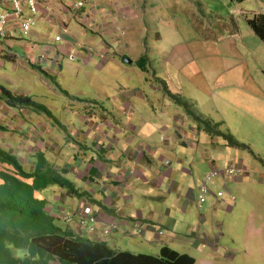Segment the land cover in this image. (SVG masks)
I'll return each mask as SVG.
<instances>
[{"label":"rangeland","instance_id":"374dc122","mask_svg":"<svg viewBox=\"0 0 264 264\" xmlns=\"http://www.w3.org/2000/svg\"><path fill=\"white\" fill-rule=\"evenodd\" d=\"M114 1L111 0L112 3ZM62 2H82V17L85 19L84 14L89 11L86 0ZM133 2L141 6L135 17H117L119 30L116 34L117 27L112 26L113 37L110 39L116 41L107 43L113 46L110 53H117V62L121 68L108 63L97 73L94 67L98 60L92 58L93 62L87 69L89 76L79 71L70 74L62 72L61 76H54L61 89L72 96L85 99L77 105L80 109H91L94 104L88 100L92 98L112 117L117 115V109H123L124 115H118L117 119L129 122L130 125H135L136 113H140L144 118L158 123L175 122L177 126H182V129L172 134L179 146L175 150L164 152L167 170L173 172L171 179L180 183L177 197L167 198L173 209H177L173 213L175 228H158L156 234L152 235L147 231L146 225H143L146 235L137 234L132 229V234L125 237L117 249L156 256L157 248L162 246L158 244L161 240L158 232L161 231L165 245L178 253L192 256L194 264H264V44L246 24V20L254 12L260 10L264 14V0H246L240 4L230 0ZM91 4L94 6V3ZM94 8L92 10L95 11ZM105 9L111 11L107 15L114 12V6L99 8L101 12ZM129 10L132 11V8ZM100 20L101 30L105 24ZM93 24L95 23L91 18L82 22V27L91 29L88 39L94 42L106 41L105 30L109 27L98 31L95 36L91 35L97 31ZM98 24L100 25V21ZM12 54L16 55V51H7L6 47L0 53V84L15 94H29L35 102L45 105L57 120L66 125L57 126L44 113L43 117L50 120L60 138L66 137L68 144L74 145L71 142L74 133L71 118L65 121V117L60 115L67 97L61 93L52 94L54 85L35 70L32 71V64L23 52L25 57L17 55V59L9 63L7 59H11ZM122 55H126L130 62H124ZM141 57L146 58V66H131L133 61L140 62L137 60ZM59 62H71L75 67L78 66L76 62L82 60H69L67 56H61ZM33 66L38 65L33 63ZM32 72L38 74L39 79ZM78 91L84 95L78 94ZM167 92L176 96V99L172 100ZM119 93L128 97L123 107L113 105ZM74 100L71 101L78 102ZM129 116L133 117L132 121H127ZM197 117L212 125L216 124L220 131L247 148L230 147L224 137L210 135L205 130V125L198 123ZM6 122L7 119H0V125ZM97 122L100 124L99 131L105 130L104 121ZM126 135L131 140L141 137V133L132 134L129 131ZM7 136L0 132V147L4 146L3 140ZM24 138L23 136L22 139ZM90 138L88 133L85 140L81 141L84 142L81 146H88ZM149 138L152 143L160 145V133L157 129ZM79 151L73 150V153L66 154L70 160L65 168L78 170V178L72 174H68V178L80 188L85 183L82 178L88 167H77L75 160L71 159ZM21 156L25 168L30 169L25 155ZM211 161L215 166H210ZM230 162L240 173L234 179H215L207 203L198 209L194 197L196 195L197 198L202 177L214 168L227 167ZM167 180L168 178L164 183ZM218 191L222 192V196L215 198L213 194ZM185 198L190 199V202L188 200L186 212L182 213L180 209ZM138 201L143 210L148 204L155 202L150 198ZM57 207L63 214L72 217L73 220L67 217L64 220L74 231L82 229L77 223L78 217L74 215L81 204L73 207V212L64 206ZM166 215L165 211L160 213L157 210L156 223L164 224L163 218ZM203 217L205 221H202ZM213 219L216 224H211ZM103 224L101 220L96 223L100 232L104 229ZM192 226L189 235L177 234L190 231ZM171 234L184 240L182 247L167 241ZM109 235L111 234H102L100 238L106 243ZM202 240L204 243H196ZM109 246L113 248L111 243Z\"/></svg>","mask_w":264,"mask_h":264},{"label":"crops","instance_id":"0c3cea01","mask_svg":"<svg viewBox=\"0 0 264 264\" xmlns=\"http://www.w3.org/2000/svg\"><path fill=\"white\" fill-rule=\"evenodd\" d=\"M133 1L115 0L112 3L111 0H87L89 11L84 14V19L81 10L83 6L76 11L74 16L72 7L75 3H63L62 0H42L36 15V27L30 31L28 37H22L17 29H12L9 37L0 42V53L4 52L5 47L7 51H16V55L12 54L13 57L7 59L9 63L15 58L17 59V55L26 56L32 65L35 63L53 77L61 76L62 72L70 74L78 71L89 76L87 69L93 59L98 60L97 66L94 67L97 73H100L102 68L106 67L108 63L121 68L117 62V53L113 52L111 54L110 50L113 46H109L107 43L116 41L110 39L113 37L112 26L117 27L116 34L119 30L117 17L118 19H125L127 16L135 17L137 9L141 6L135 5ZM11 2L12 0H0V14L10 9ZM91 3H94V6ZM105 5L114 6V12L111 15H107L111 12L107 11L108 9L103 12L99 10V8H104ZM93 7H95V11L92 10ZM131 8L132 11L129 10ZM237 12L241 13L240 11ZM260 12L259 10L253 14ZM100 13H102L104 18H100L102 17ZM90 18L94 20L95 24L93 25H96L97 29L91 35L97 36L98 31L104 30L106 26L109 27L108 30H105L106 41L95 40L94 42L88 39V33H90L91 29L82 27V22ZM100 19L105 24L101 30ZM99 21L100 25L98 24ZM56 35L61 37V42L58 44L53 42V37ZM22 52L25 56L22 55ZM69 53L74 55V59H80L82 62H76L78 66L75 67L72 66L71 62L66 64L59 62L61 56H68ZM41 54H44V62L38 59ZM122 56L126 57V55ZM137 61L140 62L133 61L131 66L139 65L144 67L142 62L145 61V57H141ZM34 72L32 74L37 75L36 77L38 78V74ZM52 92L53 95H59L60 93L56 88ZM78 94L84 95L80 91H78ZM70 96L67 97L68 100L61 110L57 105H55V108L60 110V115L62 118L65 117V121L71 118L74 131L71 142L74 145L68 144L66 137L60 138L59 132L52 128L50 120L44 118L43 114L34 113L26 108L6 107L0 102V119H7L6 124L2 123L1 126L5 127L6 131L4 133L8 135L3 140L4 146H1V148L10 150L20 160L22 159L21 155L24 154L25 161L31 168L35 165L36 155L42 154L50 167L58 172L65 173V177L71 182L72 180L68 178V174L77 177L76 172L78 170L75 169L74 171L73 169L65 168L66 163L70 160V157L66 154L73 153V150H80L78 153H74L71 159L75 160L77 167H88L86 172H83L85 176L82 179L85 183L80 188L77 184L72 183L76 189L87 193L90 200L99 202L107 211H102L99 206L97 207L87 202L85 198L68 197L65 190L56 186H51L40 193L42 198L48 201L46 210L48 211L54 206H64L68 209L75 208L79 204L94 207L93 211L97 212L98 221L104 222L103 226L110 224L114 226L111 235L106 240V244L109 246V243H111L113 248L109 247L116 250H118L120 242L132 234V229L136 233L135 222L141 223V235H146V230L142 228L143 225H146L147 231L152 235L156 234L158 228L173 230L176 224L173 213L177 209H173V205L167 202V198L177 197V189L180 183L171 179L173 172L172 170H167L165 165L167 158L164 152H166L165 150H175L179 146L172 134L178 129H182V126H177L175 122H172L173 124L158 123L144 118L140 113H136L137 122L135 125H130L129 122L117 119L118 115H124L125 111L123 109H117V115L112 117L94 99L88 100L90 101L89 103L94 104L91 109H80V106H77L81 104L80 101L74 100L75 96ZM71 100L78 102L74 103ZM127 101L128 97L119 93L113 105L123 107ZM173 113L175 114V112ZM132 120L133 117L130 118L129 116V119L127 118V121ZM97 121H104L107 129L105 128L103 131L100 129L99 131L100 124ZM60 122L62 125H66L65 122ZM193 127L195 129L198 128V126ZM156 129L160 133L161 141L158 146L155 142L152 143V139L149 138L151 133H156ZM127 131L132 134L141 133V137L138 140H131L126 135ZM88 133L91 135L89 145L81 146V144H84L81 141L85 140ZM23 136L25 140L22 139ZM75 145L78 146L76 147ZM81 149H85V151H81ZM209 164L210 166H215L213 161ZM166 178H168L167 183H164ZM157 192H160V194L158 195ZM55 193L58 194L54 195ZM38 195L39 193H37ZM61 198L62 200H60ZM141 198H150L155 200V202L154 204H148L147 208L143 210L138 201ZM188 200L190 202V199L187 198L183 200V207L180 209L182 213L186 212ZM194 201H196V195ZM157 210L160 213L162 211L166 212L167 215L163 218L164 224L156 223ZM216 223L213 219L211 224ZM192 228L193 226L190 231H181L177 234L189 235ZM159 237L161 240L158 244L165 245L162 240L163 233ZM167 238L168 242L176 244L178 247H182L185 243L184 240L175 237L174 234ZM159 248H157V254Z\"/></svg>","mask_w":264,"mask_h":264},{"label":"trees","instance_id":"16d2710c","mask_svg":"<svg viewBox=\"0 0 264 264\" xmlns=\"http://www.w3.org/2000/svg\"><path fill=\"white\" fill-rule=\"evenodd\" d=\"M242 3L246 0H230ZM248 28L264 44V14H253L246 20ZM125 58V57H124ZM145 61L146 58H145ZM143 61L142 64L146 66ZM36 72L49 80L54 87L66 97L67 91L60 88L55 78L42 70L40 66H31ZM143 69V68H142ZM172 100L176 96L167 92ZM78 101L79 98L74 97ZM0 102L10 108H26L37 114H45L63 126L51 111L43 104L35 102L31 96L15 94L0 84ZM198 123L205 125L210 135L224 137L228 146L244 148L230 135L220 131L216 124L196 118ZM0 125V132H5ZM33 168L26 169L17 155L0 147V264H194L195 259L184 253L163 245L156 256L133 254L110 248L104 241L91 236L88 227L93 224L83 223L82 229L74 231L64 222L58 207L48 211V201L40 194L43 190L56 186L66 191V196L85 198L102 211L103 205L90 200L85 192L75 188L65 177V173L50 167L42 154L35 157ZM2 167L3 170H2ZM37 193L39 195L37 196ZM73 212V208H70ZM92 210V209H91ZM94 215L97 212L92 210ZM65 215V214H64ZM67 216V215H65ZM96 227V225H94ZM97 229V227L95 228ZM103 231L96 230L98 237Z\"/></svg>","mask_w":264,"mask_h":264},{"label":"built area","instance_id":"2783aa9c","mask_svg":"<svg viewBox=\"0 0 264 264\" xmlns=\"http://www.w3.org/2000/svg\"><path fill=\"white\" fill-rule=\"evenodd\" d=\"M87 1V0H86ZM42 4V0H12L10 9L6 10L2 14H0V42L5 40L9 37L10 32L12 29H17L18 32L22 36H27L30 31L36 27L37 25V17L39 8ZM83 5L82 2L79 4H74L72 7L73 15H76V11L81 8ZM53 42L55 44H58L61 42V37L59 35H56L53 37ZM74 55L72 53L68 54L69 60H73ZM41 60H44V54H41L40 56ZM240 173V170L232 163H228L227 167L223 169H212L209 173L205 174L202 177L201 183L199 185L198 191H197V207L200 209L205 203H207V198L209 195L212 194L211 188L215 185L214 180L215 179H221L225 180V178L234 179L238 174ZM215 198H219L222 196V192L218 191L215 194H213ZM61 214H63L61 212ZM74 215L78 217V224L79 228H82L83 223L93 224L92 226L88 227V232L91 233V236L94 238H97L98 240L103 241L100 237L96 234V223L98 222L97 215H94L92 213L91 207L85 204L81 205V208L78 209ZM65 217L72 219L70 216H65L63 214L62 219L64 220ZM204 220V217L202 218V221ZM65 222V220H64ZM66 223V222H65ZM67 224V223H66ZM135 230L137 234H142V230L140 229V223L135 222ZM114 229L113 225H106L104 226V229L102 230V234H111V231ZM101 234V235H102ZM158 235H162V232H158ZM196 243H204L203 240L201 242L197 241Z\"/></svg>","mask_w":264,"mask_h":264},{"label":"clouds","instance_id":"9594fccd","mask_svg":"<svg viewBox=\"0 0 264 264\" xmlns=\"http://www.w3.org/2000/svg\"><path fill=\"white\" fill-rule=\"evenodd\" d=\"M29 34H30V33H29ZM29 34H28V35H29ZM28 35H27V36H22V35H21V36H22V37H28ZM124 57H125V56H123V58H124ZM125 58H126V57H125ZM38 59H39L40 61H43V62H44V60H41L40 57H39ZM128 60H129V59H128ZM244 174H245V173H244ZM244 174H243V175H244ZM140 224H141V223H140ZM160 232H161V231H160ZM162 233H163V232H162Z\"/></svg>","mask_w":264,"mask_h":264},{"label":"flooded vegetation","instance_id":"af4514ba","mask_svg":"<svg viewBox=\"0 0 264 264\" xmlns=\"http://www.w3.org/2000/svg\"><path fill=\"white\" fill-rule=\"evenodd\" d=\"M123 61H124V62H127V63L130 62V61H129L128 59H126V58H123Z\"/></svg>","mask_w":264,"mask_h":264}]
</instances>
